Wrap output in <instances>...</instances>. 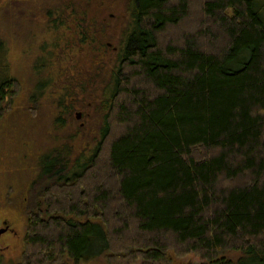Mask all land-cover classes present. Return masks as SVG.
I'll return each mask as SVG.
<instances>
[{
	"label": "trees",
	"instance_id": "1",
	"mask_svg": "<svg viewBox=\"0 0 264 264\" xmlns=\"http://www.w3.org/2000/svg\"><path fill=\"white\" fill-rule=\"evenodd\" d=\"M194 1L168 41L189 0H134L100 142L39 158L20 264H264V0Z\"/></svg>",
	"mask_w": 264,
	"mask_h": 264
},
{
	"label": "rangeland",
	"instance_id": "2",
	"mask_svg": "<svg viewBox=\"0 0 264 264\" xmlns=\"http://www.w3.org/2000/svg\"><path fill=\"white\" fill-rule=\"evenodd\" d=\"M133 2L0 0V38L8 76L17 85L0 122V230H5L0 237L1 264L21 263L26 209L39 158L67 148L73 162L93 153L100 142L103 105L131 24ZM189 6L188 18L164 31L168 41L192 32L200 20L194 13L198 3L189 0ZM185 261L202 262L194 256Z\"/></svg>",
	"mask_w": 264,
	"mask_h": 264
},
{
	"label": "water",
	"instance_id": "3",
	"mask_svg": "<svg viewBox=\"0 0 264 264\" xmlns=\"http://www.w3.org/2000/svg\"><path fill=\"white\" fill-rule=\"evenodd\" d=\"M76 118L79 119V118H80V115L77 114V115H76ZM4 232H5V230H0V237H1V235H2Z\"/></svg>",
	"mask_w": 264,
	"mask_h": 264
}]
</instances>
